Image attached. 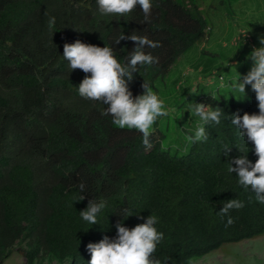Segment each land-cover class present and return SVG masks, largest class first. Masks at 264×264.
Wrapping results in <instances>:
<instances>
[{
    "label": "trees",
    "instance_id": "1",
    "mask_svg": "<svg viewBox=\"0 0 264 264\" xmlns=\"http://www.w3.org/2000/svg\"><path fill=\"white\" fill-rule=\"evenodd\" d=\"M152 4L144 23L139 7L126 16L101 14L97 0H0V264L15 246L25 264H89L88 244L115 239L118 223L131 229L150 215L164 234L153 257L161 264H190L222 245L264 234V205L228 171L229 159H258L230 118L259 114L255 92L241 102H223L218 95L197 100L225 115L219 125L205 126L206 142L187 140L180 156L162 146L157 129L146 150L141 133L120 129L106 105L78 94L86 74L71 70L65 44L112 47L125 65L138 45L127 39L116 44L121 34L160 42L144 49L158 63L138 66L129 83L135 98L144 81L153 88L207 34L193 3ZM81 181L85 192L77 186ZM231 199L245 206L230 210L234 223L226 227L228 217L219 212ZM93 200L106 204L96 225L80 215Z\"/></svg>",
    "mask_w": 264,
    "mask_h": 264
},
{
    "label": "clouds",
    "instance_id": "2",
    "mask_svg": "<svg viewBox=\"0 0 264 264\" xmlns=\"http://www.w3.org/2000/svg\"><path fill=\"white\" fill-rule=\"evenodd\" d=\"M97 3L101 14L119 16L129 15L139 7L144 13V23L150 22L152 0H97ZM49 22L54 23L55 19L52 18ZM125 39L138 45L130 53L125 65L118 62L112 47H97L80 41L65 44L63 57L69 62L72 71L81 70L86 74L78 87L79 96L106 105V114L112 116L113 123L117 127L136 130L142 134V143L147 150L152 147L150 137L154 131L153 126L158 118L167 117L169 112L166 110L165 102L152 90L148 82L144 81L142 85L144 94L135 98L129 90V83L134 78L133 74L138 72V66L158 63V59L146 53L144 49H156L162 45L158 41L153 42L147 36L141 37L134 33L127 37L121 34L115 43L119 44ZM259 42L261 47L254 48L248 57L253 62V66L246 75L241 77L238 74L239 80L235 84V88L244 96H246V86H251L258 101L259 114L245 113L241 117L237 113L230 117L231 124L239 129V135L242 138L247 137V140L254 145L258 159L255 164L248 160L247 154L229 159L228 171L236 174L238 183L246 190L250 187L256 194L257 202L264 205V38ZM190 105L192 112L202 123L197 127L195 135L186 139L190 143L206 142L209 134L205 126L210 123L219 125L222 115L225 114L218 107L213 110L209 105L202 103ZM223 152L227 155L230 148L225 146ZM233 164L235 167H232ZM77 186L80 192L86 191V184L83 181ZM83 199L84 196L81 195L80 201ZM244 206V203L238 199L223 203L219 214L228 217L226 227L234 223L229 215L230 210H239ZM105 207L103 201L97 203L93 200L89 202L86 210L80 212V215L84 221L96 225L97 216ZM124 212L127 218L132 216L127 209ZM157 223V218L153 215H150L146 222L131 229L124 227L122 222L118 223L115 239L105 236L99 243L87 245L91 255L89 264H161L159 259H153L158 244L164 239V234L155 227Z\"/></svg>",
    "mask_w": 264,
    "mask_h": 264
},
{
    "label": "rangeland",
    "instance_id": "3",
    "mask_svg": "<svg viewBox=\"0 0 264 264\" xmlns=\"http://www.w3.org/2000/svg\"><path fill=\"white\" fill-rule=\"evenodd\" d=\"M193 3L207 23L204 38L181 54L152 90L165 102L167 117L158 118L154 129L163 135L162 146L171 155L180 156L187 149L186 134L195 135L200 119L191 110V103L206 95L220 96L241 102L253 90L246 86V96L235 88L238 74L246 75L253 62L252 49L261 47L264 38V0H175ZM248 33L246 36L243 34ZM210 73L202 71L203 68ZM219 74L215 77L214 73ZM144 94V90L140 95ZM1 264H25L14 247ZM46 264V263H43ZM55 264V263H52ZM190 264H264V234L236 244L222 245Z\"/></svg>",
    "mask_w": 264,
    "mask_h": 264
},
{
    "label": "built area",
    "instance_id": "4",
    "mask_svg": "<svg viewBox=\"0 0 264 264\" xmlns=\"http://www.w3.org/2000/svg\"><path fill=\"white\" fill-rule=\"evenodd\" d=\"M250 48L253 50V47L252 46H250Z\"/></svg>",
    "mask_w": 264,
    "mask_h": 264
},
{
    "label": "crops",
    "instance_id": "5",
    "mask_svg": "<svg viewBox=\"0 0 264 264\" xmlns=\"http://www.w3.org/2000/svg\"><path fill=\"white\" fill-rule=\"evenodd\" d=\"M237 81H238V80H237ZM237 81H236V82H237Z\"/></svg>",
    "mask_w": 264,
    "mask_h": 264
}]
</instances>
